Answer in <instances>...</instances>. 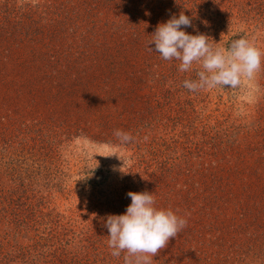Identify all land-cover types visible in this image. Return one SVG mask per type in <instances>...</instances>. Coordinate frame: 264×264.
<instances>
[{"label":"rangeland","instance_id":"rangeland-1","mask_svg":"<svg viewBox=\"0 0 264 264\" xmlns=\"http://www.w3.org/2000/svg\"><path fill=\"white\" fill-rule=\"evenodd\" d=\"M18 1L34 3L43 0ZM187 3L180 4L175 11L187 10L196 18L190 28L192 35L205 34L214 48L225 50L233 40L243 37L264 52V0H189ZM179 63L175 60V72ZM198 67V64L193 65L194 69ZM185 73L181 72L183 81ZM148 74L149 71L144 72L148 84L142 92L152 99ZM187 74L189 79H196L195 71H187ZM29 91L25 92L29 95ZM54 92L53 98L57 97ZM160 93L156 102L161 104L162 112L175 114L177 111L169 110L168 98ZM28 95L2 109L6 117L17 111L18 114L14 125L6 123V117L0 120V180L8 190L7 197L15 198L13 202L17 203L14 214L2 219L1 241L31 244L34 231H29L30 237L29 234L12 238L3 235L5 230H14L16 223H11L14 219L28 222L33 219L35 222L39 214L35 210H42L37 237L42 235L41 231H47L48 221L60 215V223L72 231L68 234L71 237L67 246L71 252L69 259L76 251L81 258L80 264H124L123 253L120 257L110 254L108 230L103 224L107 215L125 212L131 203L128 191L142 192L145 189L154 195L156 207L171 209L187 220L186 228L170 238L167 246L153 257L152 264H264V240L260 242L261 248L256 245L258 249L253 251L247 249L249 241L244 235L227 237L225 204L206 213L199 212L201 204L181 202L175 196L178 183L170 180V186L163 176L169 168L174 177L177 164L183 160L193 161L191 152L181 148L180 132L184 122L202 130L194 136L196 139L207 133L206 138L211 139L207 150L212 153V158H224L225 168L241 171L264 166L255 163L264 160V58L255 77L243 80L236 88L216 87L188 93L180 90L177 96H173V100L178 101L180 113L182 109L185 113L186 105L179 101L190 97L194 99L198 115L191 114L189 119L180 116L185 118L184 122L175 118L169 121L168 128H165L168 119H161L162 112L159 117L161 125L157 124L158 121H150L151 124L139 129L136 124H129L126 132L132 134L133 141L126 144L113 135L101 137L93 134L104 123L103 118L99 121L92 116L93 111L78 113L76 107H69L57 99L52 101V96L30 104ZM113 111L117 112L116 106L107 108L104 114ZM101 115L102 109L96 116ZM110 153L117 155L103 156ZM206 162V166H210V161ZM121 168L126 173L120 171ZM98 169L103 173L97 177L102 178L100 183L90 179ZM260 176L263 178L247 182L246 187L257 190L258 186L264 185V173ZM153 178H156L155 183H152ZM245 183L237 184L236 191L243 192ZM226 214L232 217L235 210L231 214L227 210ZM9 249L11 247L3 249V253H17L16 248ZM8 258L0 255V264L4 261L8 264Z\"/></svg>","mask_w":264,"mask_h":264},{"label":"trees","instance_id":"trees-1","mask_svg":"<svg viewBox=\"0 0 264 264\" xmlns=\"http://www.w3.org/2000/svg\"><path fill=\"white\" fill-rule=\"evenodd\" d=\"M182 1L43 0L33 3L0 0V120L6 117L3 106H13L20 97L28 95L25 92L28 90H31L27 99L30 104L52 96V101L57 99L69 107H76L78 113L93 111L92 116L99 121L101 118L104 120L101 129L92 132L101 137L113 135L111 133L117 129L126 132L129 124H136L139 129L151 124L150 121H158L157 124L161 125L162 108L156 102L160 92L168 98L169 110L177 111L175 114L162 112L161 119H168L165 128H168L169 121L181 119L180 116L191 118V114L197 112L194 99L186 97L179 101L186 105L185 113H182L184 109L180 113L178 101L173 100L180 90L190 92L181 84V72H175V60H163L148 47L157 25L172 16L178 17L181 11L175 9L180 8V4L189 3V0ZM184 12L192 22L196 20L191 17L192 13ZM190 28L183 30L191 34L193 30ZM145 71H149L151 78L152 99L142 92L148 84ZM185 79H189L187 72ZM53 91L57 97L53 98ZM114 106L117 112L104 114L107 108ZM101 109L102 115L96 116ZM17 114L18 111L8 115L5 122L14 125ZM108 117L111 120L107 121ZM185 118L181 121H186ZM116 123L117 126L113 127L112 124ZM193 125L184 122L180 132L181 148L191 152L193 161L183 160L177 164L174 177L167 168L163 175L165 182L170 185V180L176 181L179 189L175 196L181 202L201 204L199 212L206 213L215 210L219 204H225L222 207L225 209L227 237L244 235L249 241L247 249L256 251L264 240V185L258 186L257 190L246 186L247 182H254L253 179L263 178L260 174L264 173V166L241 171L225 168V159L212 158V153L207 150L206 146L211 142L206 138L207 133L199 139L194 138L202 130ZM206 160L210 161V166H206ZM255 163L264 165V160ZM100 176L103 173L98 169L90 179L100 183L102 178H97ZM155 181L153 178L152 183ZM241 182H246L244 191L237 192V184ZM6 192L8 190L0 180V230L4 216L14 214L17 206L13 202L15 198H8ZM235 205V215L229 217L226 211L233 213L230 209ZM35 212L39 213L38 221L12 219L9 222L16 223L14 230H5L3 235L4 238L20 234H29L30 237L29 231H34L33 242L27 245L3 242V237H0V255L9 256L8 264H80L81 258L76 251L69 259L71 252L67 246L71 237L68 234L72 231L60 223V215L48 221L47 231H41L42 235L37 237L43 213L42 210ZM7 247L16 248L17 253L4 254L3 249Z\"/></svg>","mask_w":264,"mask_h":264},{"label":"clouds","instance_id":"clouds-1","mask_svg":"<svg viewBox=\"0 0 264 264\" xmlns=\"http://www.w3.org/2000/svg\"><path fill=\"white\" fill-rule=\"evenodd\" d=\"M191 26L192 20L182 11L178 17L158 24L148 41L149 50L157 52L163 60L179 61L178 71H195L196 79H185L184 88L190 92L236 88L243 80L255 77L264 52L249 40L243 37L233 40L227 50L214 48L205 34L192 35L183 30ZM194 64L199 67L194 69ZM113 135L124 144L133 141L129 132L117 129ZM114 154L117 155L103 156ZM120 171L125 172L122 168ZM127 196L131 203L125 212L107 215L103 224L108 230L110 254L120 257L123 253L124 264H152L153 257L167 246L170 238L186 228L187 220L171 209L156 207L152 192L128 191Z\"/></svg>","mask_w":264,"mask_h":264}]
</instances>
